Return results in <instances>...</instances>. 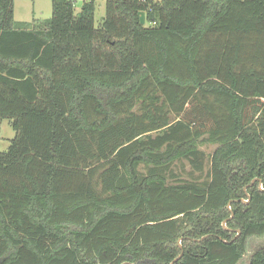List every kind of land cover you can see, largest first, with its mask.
I'll list each match as a JSON object with an SVG mask.
<instances>
[{"label": "trees", "instance_id": "1", "mask_svg": "<svg viewBox=\"0 0 264 264\" xmlns=\"http://www.w3.org/2000/svg\"><path fill=\"white\" fill-rule=\"evenodd\" d=\"M50 1L0 0V264H238L264 237V0H105L99 25Z\"/></svg>", "mask_w": 264, "mask_h": 264}, {"label": "rangeland", "instance_id": "2", "mask_svg": "<svg viewBox=\"0 0 264 264\" xmlns=\"http://www.w3.org/2000/svg\"><path fill=\"white\" fill-rule=\"evenodd\" d=\"M74 1H75L74 11L78 12L80 10L83 0H74ZM14 6H15L14 9H15V18H16L15 22L21 18H25L26 20H32L34 18L45 19L51 16L50 0H14ZM104 12H105V0H95V12H94L95 25L100 24ZM14 133L15 132L8 119H3L0 121V151H5L8 148L10 141L14 136ZM200 148L205 153L204 170L202 172V177L204 179L206 177V173L209 167V155L215 149V145L205 144L202 145ZM172 168L177 174L180 175V177L184 179H190L195 175H199L197 173L192 172L189 163L184 159L181 160L180 162L179 161L176 162ZM259 187L263 189L261 183H259ZM242 200L243 202H245L247 199H242ZM231 216H233L232 211H231ZM262 245H264V237H259V238L249 237L246 241V252L244 253L243 257L241 258L238 264H247L249 255Z\"/></svg>", "mask_w": 264, "mask_h": 264}, {"label": "water", "instance_id": "3", "mask_svg": "<svg viewBox=\"0 0 264 264\" xmlns=\"http://www.w3.org/2000/svg\"><path fill=\"white\" fill-rule=\"evenodd\" d=\"M140 23H144V13L143 12H140ZM254 180H252V182H253ZM248 200H249V198L245 201V202H248ZM237 233H239V231L237 232ZM181 255H182V253H180L179 254V256L178 257H176L170 264H173V262L175 261V260H177L179 257H181Z\"/></svg>", "mask_w": 264, "mask_h": 264}, {"label": "crops", "instance_id": "4", "mask_svg": "<svg viewBox=\"0 0 264 264\" xmlns=\"http://www.w3.org/2000/svg\"><path fill=\"white\" fill-rule=\"evenodd\" d=\"M14 8H15V6H14ZM14 20H16V18H15V9H14ZM34 19H41V18H34ZM31 20H26L25 18H21V19H19V20H17V22H30Z\"/></svg>", "mask_w": 264, "mask_h": 264}]
</instances>
